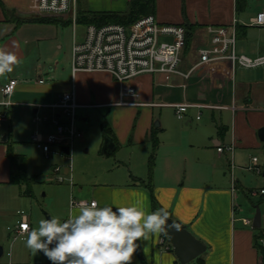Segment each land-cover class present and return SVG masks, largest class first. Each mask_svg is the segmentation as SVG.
Segmentation results:
<instances>
[{
    "label": "crops",
    "instance_id": "1",
    "mask_svg": "<svg viewBox=\"0 0 264 264\" xmlns=\"http://www.w3.org/2000/svg\"><path fill=\"white\" fill-rule=\"evenodd\" d=\"M130 1L78 0L71 12L55 17L39 14L37 0H2L9 13L0 7V48L15 52L22 61L13 72L0 77V89L10 79L19 82L12 96L11 118L5 123L13 129L17 120H32V115L38 112L35 106L55 104L64 93L72 90L73 85L80 105L78 109H114L111 134L107 137L113 140L115 149L109 155L102 150V154L106 157L116 155L115 159L105 167V175L93 181L88 194L84 192V182L78 190H73L76 185L69 184L76 197L70 198L68 217L78 210L77 206H71L72 200H95L100 207L114 209L138 204L147 212L155 211L151 193L144 186L150 178L149 158L153 152L150 139L156 131L159 139L164 140V135L172 129V139L160 143L153 172V188L160 207L206 246L202 264H264L257 246L264 250V179L249 169L253 158H258L260 167L264 163V141L259 135L264 129V66L234 68L228 61L198 66L199 50L211 42L208 28L229 27L237 22V42L239 35H247L249 27L241 25L245 21L239 17L242 13L236 11V0H156L155 17L161 24L193 28L181 64L183 73L192 72L188 79L175 76L169 83L160 75L137 77L132 84L139 97L127 98L126 101L133 104L126 107L119 104L120 88L111 74L80 72L73 76L72 47L84 39L86 31L83 25L84 34L77 35L75 30L79 24H74L73 17H78L80 11L124 13ZM260 3L258 11L249 16L250 22L264 12V1ZM13 14L22 20L18 21ZM33 17L56 22H26ZM69 22L74 26V37L68 45V53L60 55L63 46L58 35L59 25ZM49 25L56 28L54 35L53 32L44 35L43 31ZM50 52L52 55L48 56ZM263 55L264 49L256 48L245 56ZM40 80L44 82L40 83ZM179 104L191 107L185 118L178 119L179 123L170 128L165 115L172 111L176 115L175 106ZM39 113L51 116L53 112L44 108ZM158 120L161 124L156 127ZM42 126L36 131H49ZM2 133L1 127L0 185H8L12 167ZM8 136L16 145L12 136L7 135V139ZM78 142L80 146L86 145L84 137ZM221 146L226 148L223 153L217 150ZM230 147H233L232 151L227 149ZM262 168L261 174L264 173ZM257 207L262 224L254 229ZM244 220L251 224L246 225ZM18 221L14 227L7 228L11 238L10 230ZM164 232L138 242L143 259L136 251L132 264H178L173 246L168 250L171 243L164 240ZM4 254L3 249L0 259ZM7 256L10 260L4 264H27L14 262L12 252Z\"/></svg>",
    "mask_w": 264,
    "mask_h": 264
},
{
    "label": "built area",
    "instance_id": "2",
    "mask_svg": "<svg viewBox=\"0 0 264 264\" xmlns=\"http://www.w3.org/2000/svg\"><path fill=\"white\" fill-rule=\"evenodd\" d=\"M77 2L78 0H37L36 10L42 15L62 17L71 12ZM73 22L77 24L76 16L73 17ZM236 23L234 22L229 27L208 28L211 42L207 47L199 50L198 66L222 61L230 62L234 68L240 66L254 69L264 66V55L251 58L238 54ZM250 25L264 27V12L251 19ZM186 35L187 31L183 25L161 24L154 15L142 17L130 27L120 24H109L102 27L88 25L84 39L75 42L72 47V74L75 76L80 72L109 73L120 88L119 104H133L126 99L139 97L132 80L141 75H160L166 83H169L175 76L185 79L190 77L192 71L186 74L181 71ZM168 38L171 41H167ZM18 84V80L10 79L0 89V132L2 124L11 118V108L14 105L12 96ZM79 106L75 85L55 104L35 106L38 112L34 116V121L46 126L49 131H35L30 141L46 157H50L55 152L65 155L62 152L63 147H68L71 155L75 142L83 137V133L76 126ZM190 107L188 104L176 105L177 118L184 119ZM44 108L52 110V115H41L39 111ZM225 149L221 146L217 150L223 153ZM227 149L232 151L233 147ZM249 169L259 174L262 173L263 168L260 167L258 158L252 159V166ZM54 174L53 179L56 182L60 184L68 182L73 185L72 178L62 176L60 168H56ZM80 202L72 200L71 206L78 207ZM18 214L20 220L10 231L13 241L18 239L25 241L27 232L32 229L30 219L24 212ZM244 223L251 224L249 220H244ZM168 250H172L171 244Z\"/></svg>",
    "mask_w": 264,
    "mask_h": 264
},
{
    "label": "rangeland",
    "instance_id": "3",
    "mask_svg": "<svg viewBox=\"0 0 264 264\" xmlns=\"http://www.w3.org/2000/svg\"><path fill=\"white\" fill-rule=\"evenodd\" d=\"M260 2L262 0H250L247 10L239 15L245 21V24L241 23V25L249 27L247 35H239L238 38L237 50L240 55H248L255 51L256 48L264 49V28L251 27L249 19V16L256 13L259 6L261 7ZM13 15L20 21L21 17ZM71 19H69L70 22ZM70 22L67 25H59L58 35L63 46L59 53L60 55L68 53V45H70L74 37V26ZM55 31L56 28L50 26L48 29H44L43 33L44 35H51V32H53L54 35ZM75 31L81 37L85 31L84 26L79 24ZM51 55L52 53L50 52L48 56ZM39 105L44 106V104ZM125 106L127 107L128 105ZM113 112L114 109L110 107H92L91 109L77 110L76 126L82 131L86 145H78L79 142L77 140L70 156L55 152L50 157H46L41 150L31 143V135L43 127L34 121V115H32V120L20 119L15 121L13 129L8 123L2 124L3 133L1 137L12 136L13 141L17 142L14 145V152L27 157V174L30 178L37 177V179H32V196L25 195L28 187L24 184L20 186L11 184L0 185V247L5 252L0 259L1 264L9 262L10 258L7 255L10 252H12V259L16 263L47 264L50 262L42 252H38L33 256L31 251L25 246L24 240L13 241L7 228L14 227L18 218L20 220L18 212H24L30 216L33 228L38 227L39 220L47 219L48 216H57L62 220L68 218L67 207H69L70 198L74 197L75 199L76 196L73 194L72 187L68 182L60 184L53 180L55 176L54 170L60 168L62 176H67L68 174L71 176L73 184L76 185L73 190L75 188L78 190L82 186L80 183L84 182V192L88 194L93 183H95L93 181L97 177L101 178L102 175H105V167L111 164L116 156L106 157L102 154V143L105 138L103 127L106 123L112 126ZM165 116L171 125L170 128H172V124L179 123L174 111H172V114L167 112ZM158 122L161 124V120H158ZM171 139L172 129H169L164 135V140L160 139V143L161 141L168 142ZM107 161L109 163H106ZM262 167H264V163H262ZM258 175L260 179H264L263 174ZM191 264H197V260Z\"/></svg>",
    "mask_w": 264,
    "mask_h": 264
},
{
    "label": "clouds",
    "instance_id": "4",
    "mask_svg": "<svg viewBox=\"0 0 264 264\" xmlns=\"http://www.w3.org/2000/svg\"><path fill=\"white\" fill-rule=\"evenodd\" d=\"M22 61L13 51L0 48V77ZM169 219L161 208L147 212L138 204L98 206L81 201L66 220L41 219L27 232L25 246L33 256L42 252L51 264H132L141 241L161 233Z\"/></svg>",
    "mask_w": 264,
    "mask_h": 264
},
{
    "label": "trees",
    "instance_id": "5",
    "mask_svg": "<svg viewBox=\"0 0 264 264\" xmlns=\"http://www.w3.org/2000/svg\"><path fill=\"white\" fill-rule=\"evenodd\" d=\"M264 1V0H262ZM249 6V0H236V11L238 13H243L247 10ZM0 7L9 13L2 0H0ZM156 14V0H131L129 2L128 10L124 13H116V12H91V11H80L77 17V23L88 26V25H96L97 27H102L109 24H120L127 27L132 26L142 17L154 15ZM21 21V20H20ZM26 22H33V23H53L56 21L47 20V19H40V18H30L26 20ZM187 31L186 35V42L185 46L189 44L191 40V31L193 30L192 26L186 25L184 26ZM105 136H109L111 134V128L108 123H106L103 127ZM152 143L153 152L149 158V169H150V178L149 182L144 186L150 191L152 197V205L153 209H161L154 193L153 188V172L156 164V154L157 150L160 146V139L158 137V132L153 131L150 139ZM7 145V157L10 160L11 167H12V174L9 181L11 185H26L28 190L26 191L25 195L32 196V179H37V177L30 178L27 174V165L28 160L27 157L24 155H18L14 152V145L15 143L11 141L10 137L8 136L7 141L5 142ZM35 183V182H34ZM164 240L169 241V237L167 232H164ZM260 253L263 255L264 258V250L257 244ZM137 253L141 259L143 256L139 250L137 249ZM202 257V256H201ZM201 257L197 259V264H202ZM180 262H178L179 264ZM181 264V263H180ZM191 264V263H190Z\"/></svg>",
    "mask_w": 264,
    "mask_h": 264
},
{
    "label": "water",
    "instance_id": "6",
    "mask_svg": "<svg viewBox=\"0 0 264 264\" xmlns=\"http://www.w3.org/2000/svg\"><path fill=\"white\" fill-rule=\"evenodd\" d=\"M160 123H156V127H159ZM260 138L264 141V129L259 132ZM7 136L2 139V142H6ZM115 149L113 140L109 137L106 138L103 153L106 155L111 154ZM62 151L65 154H70L68 147H63ZM264 175V173H263ZM51 218L50 216L47 219ZM262 218L260 209L257 207V213L254 218L253 228L258 229L261 227ZM165 232H167L170 243L173 246V251L178 261L181 264H190L201 257L206 252V246L198 240L187 227L178 221H173L170 217L165 226ZM3 248L0 247V257L2 256Z\"/></svg>",
    "mask_w": 264,
    "mask_h": 264
}]
</instances>
